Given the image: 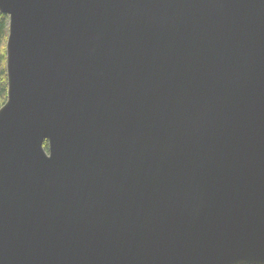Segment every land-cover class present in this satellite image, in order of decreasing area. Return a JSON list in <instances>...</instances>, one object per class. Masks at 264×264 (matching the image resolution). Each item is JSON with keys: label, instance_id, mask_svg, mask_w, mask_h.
<instances>
[{"label": "water", "instance_id": "1", "mask_svg": "<svg viewBox=\"0 0 264 264\" xmlns=\"http://www.w3.org/2000/svg\"><path fill=\"white\" fill-rule=\"evenodd\" d=\"M0 13V264H264V0Z\"/></svg>", "mask_w": 264, "mask_h": 264}, {"label": "trees", "instance_id": "2", "mask_svg": "<svg viewBox=\"0 0 264 264\" xmlns=\"http://www.w3.org/2000/svg\"><path fill=\"white\" fill-rule=\"evenodd\" d=\"M8 33L9 19L6 15L0 13V108L7 101L6 44ZM44 148L48 150V142H45Z\"/></svg>", "mask_w": 264, "mask_h": 264}]
</instances>
